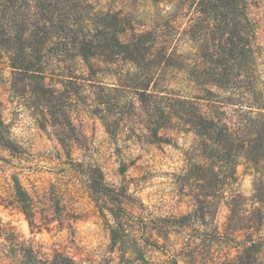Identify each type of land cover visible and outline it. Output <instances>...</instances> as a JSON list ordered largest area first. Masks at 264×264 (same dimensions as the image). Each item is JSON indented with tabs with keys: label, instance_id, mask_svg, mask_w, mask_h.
<instances>
[{
	"label": "rangeland",
	"instance_id": "rangeland-1",
	"mask_svg": "<svg viewBox=\"0 0 264 264\" xmlns=\"http://www.w3.org/2000/svg\"><path fill=\"white\" fill-rule=\"evenodd\" d=\"M246 1L245 17L254 33L248 71L254 98L264 107V0ZM83 4L86 23L90 17L116 15L126 35H141L146 48L154 44L152 54L138 64L105 50L86 62L73 49L57 56L62 46L57 44L72 39L54 38L44 51L47 72L25 82L13 75L8 58L0 57V264L231 260L239 240L227 235L215 239L209 226L226 224L230 211L225 201L219 205L209 200L205 219L197 222L193 198L178 181L185 168L184 152L195 146V134L162 110L152 116V97L139 92L153 93L161 102L176 99L196 110L211 102L230 121L232 111L223 103L236 100L233 112L242 115L251 102L241 91L208 95L191 80V68L199 60L187 50L182 33L187 12L170 13L166 0ZM42 79L45 93H30ZM148 81L150 90L144 88ZM251 171L241 163L232 187L246 197L253 193ZM95 177L112 196L90 186ZM185 220L193 226L182 225ZM258 264H264V254Z\"/></svg>",
	"mask_w": 264,
	"mask_h": 264
},
{
	"label": "trees",
	"instance_id": "trees-1",
	"mask_svg": "<svg viewBox=\"0 0 264 264\" xmlns=\"http://www.w3.org/2000/svg\"><path fill=\"white\" fill-rule=\"evenodd\" d=\"M166 3L170 5V13H188L182 33L187 50L195 52L199 60L191 68V80L202 86L208 95L217 90L229 94L241 91L251 103L242 115L233 112L236 100L223 103L232 111L230 114L234 119L230 121L220 114L219 107L213 109L209 97L205 99L210 105L196 110L188 108L185 102L176 103V99L166 98L161 102L153 98V93L138 92L152 97V116L157 117V112L162 110L169 120L181 119L188 126L187 131L195 134V146L184 152L185 168L178 181L193 198L197 222L199 218L205 219L204 209L209 200H217L219 205L224 201L227 204L230 213L226 224L222 228L217 224L209 225L210 230L213 238L227 235L238 239L240 245L231 260L220 264H258L259 257L264 254V107L254 98L257 93L248 71L254 33L245 17L247 1L166 0ZM84 12L87 9L83 0H36L35 3L31 0H0V57L6 56L13 75L25 82L47 72L49 66L44 51L49 40L54 38L72 39V42L57 44L62 45L60 51L55 52L57 56L73 49L76 56L86 62L105 50L138 64L147 54H152L154 44L146 48V40L141 35H126L118 28L116 15L90 17V23H86ZM98 49L101 50L99 53ZM166 52L168 54V50ZM43 86L42 79L29 92L39 96L45 93ZM150 86L151 81H148L144 88L150 90ZM27 88L24 86L25 91ZM178 105L180 111L176 110ZM3 125L0 112V128ZM241 163L252 170L253 193L250 197L232 188ZM96 170L103 179L102 170ZM90 186L97 193L112 196L99 178L95 177ZM120 218L117 215V232ZM182 225L193 226L187 220ZM207 228L205 225L203 230ZM200 239L206 240L203 234ZM63 262L71 264L70 261Z\"/></svg>",
	"mask_w": 264,
	"mask_h": 264
}]
</instances>
